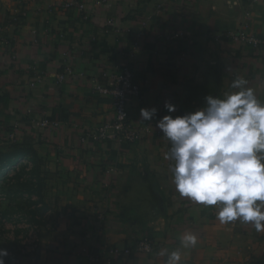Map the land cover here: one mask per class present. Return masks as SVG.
Wrapping results in <instances>:
<instances>
[{"label": "crops", "instance_id": "crops-1", "mask_svg": "<svg viewBox=\"0 0 264 264\" xmlns=\"http://www.w3.org/2000/svg\"><path fill=\"white\" fill-rule=\"evenodd\" d=\"M230 32L264 41V0H0V154L9 156L0 161V230L17 244L12 264H84L79 247L105 264V247L146 236L157 242L152 255L112 264H164L157 253L179 248L185 232L198 243L181 249L180 264L264 260V232L221 223L214 206L179 196L164 160L170 144L155 128L164 115L203 107L207 95L222 97L236 78L264 102V45L233 43ZM123 68L141 87L128 106L140 140L81 142L113 119L111 101L95 92L101 73ZM141 108L157 114L142 121ZM43 119L58 126H36ZM34 225L38 247L27 252Z\"/></svg>", "mask_w": 264, "mask_h": 264}, {"label": "clouds", "instance_id": "clouds-1", "mask_svg": "<svg viewBox=\"0 0 264 264\" xmlns=\"http://www.w3.org/2000/svg\"><path fill=\"white\" fill-rule=\"evenodd\" d=\"M248 81L236 78L222 97L207 95L204 106L183 115H164L155 124L170 147L171 183L180 197L214 206L221 223L240 221L264 232V102ZM166 111H176L165 103ZM156 108H141L142 121H151ZM180 247L157 255L164 264H180L182 251L195 248L198 237L185 232ZM7 250L0 249V264Z\"/></svg>", "mask_w": 264, "mask_h": 264}, {"label": "built area", "instance_id": "built-area-1", "mask_svg": "<svg viewBox=\"0 0 264 264\" xmlns=\"http://www.w3.org/2000/svg\"><path fill=\"white\" fill-rule=\"evenodd\" d=\"M108 0H95L96 5L105 4ZM69 5H67L68 7ZM79 10L84 8V5L77 6ZM17 20V18H15ZM224 36L231 42L247 45L254 49H258L264 45V41L255 36L245 35L243 33H225ZM176 35L171 34L167 36V40L174 39ZM1 44L5 43L4 39H0ZM72 70L67 68L65 75H72ZM65 75H59V81L64 80ZM102 83L95 87V92L111 101L113 107V119L106 122L94 130L85 131L80 139L81 142L92 141L94 143L110 142L117 145H131L138 142L141 138V132L135 128L131 123L128 106L133 99L139 98L141 93L140 85L134 80L133 73L127 69L122 70H105L101 73ZM36 126L44 129L56 128L57 123L50 122L43 119L36 123ZM18 125L13 126L12 133L9 134L10 140H15V134L18 130ZM113 169L106 171L107 175L111 174ZM108 184V183H107ZM105 186H108V185ZM1 197V196H0ZM3 198V197H1ZM30 233L27 240L29 244L25 247L27 252H34L37 249L38 232L37 227L28 226ZM157 242L152 237H141L133 241V243L126 247L110 246L104 248L102 260L105 264H112L119 258L131 257L135 255L150 256L157 249ZM74 253L86 257L84 264H95L96 258L87 248H77ZM59 264V263H56Z\"/></svg>", "mask_w": 264, "mask_h": 264}, {"label": "trees", "instance_id": "trees-1", "mask_svg": "<svg viewBox=\"0 0 264 264\" xmlns=\"http://www.w3.org/2000/svg\"><path fill=\"white\" fill-rule=\"evenodd\" d=\"M8 157H9L8 155H2V154H0V161L7 160ZM30 180H31V182H32V193H33V194H36V193L39 191V190H38V189H39V184L37 183V181H36V182L34 181V178H33V177L30 178ZM14 245L17 246V244H15V243H14ZM16 246H13V245L11 244V248H12V247H14V248H12L11 251H9L10 254L8 253V254H9V255H8V256H9V260H8L7 263H9V264H12V261L14 260L15 256L17 255L16 252H17V249H18V248L16 249ZM18 252H19V251H18ZM18 252H17V253H18Z\"/></svg>", "mask_w": 264, "mask_h": 264}, {"label": "rangeland", "instance_id": "rangeland-1", "mask_svg": "<svg viewBox=\"0 0 264 264\" xmlns=\"http://www.w3.org/2000/svg\"><path fill=\"white\" fill-rule=\"evenodd\" d=\"M1 225H3V224H1V222H0V226ZM3 234H5V233L0 230V249L7 250V252L9 253V251H11V243L8 242V239H6ZM4 259H5V264H9V263H7L8 260H9V256L5 257ZM244 264H264V260H260V261H257V262H252L251 261V262H247V263H244Z\"/></svg>", "mask_w": 264, "mask_h": 264}]
</instances>
